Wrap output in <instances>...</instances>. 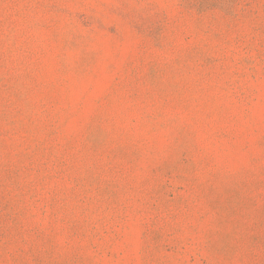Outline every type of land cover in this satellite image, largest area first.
<instances>
[{
  "label": "rangeland",
  "instance_id": "1",
  "mask_svg": "<svg viewBox=\"0 0 264 264\" xmlns=\"http://www.w3.org/2000/svg\"><path fill=\"white\" fill-rule=\"evenodd\" d=\"M0 264H264V0H0Z\"/></svg>",
  "mask_w": 264,
  "mask_h": 264
}]
</instances>
